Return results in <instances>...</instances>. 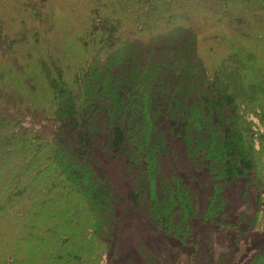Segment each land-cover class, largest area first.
Here are the masks:
<instances>
[{
    "label": "trees",
    "instance_id": "trees-1",
    "mask_svg": "<svg viewBox=\"0 0 264 264\" xmlns=\"http://www.w3.org/2000/svg\"><path fill=\"white\" fill-rule=\"evenodd\" d=\"M263 196L264 0H0V264H104L128 235L162 264L135 211L196 254L264 228Z\"/></svg>",
    "mask_w": 264,
    "mask_h": 264
},
{
    "label": "rangeland",
    "instance_id": "rangeland-1",
    "mask_svg": "<svg viewBox=\"0 0 264 264\" xmlns=\"http://www.w3.org/2000/svg\"><path fill=\"white\" fill-rule=\"evenodd\" d=\"M236 9L229 6L231 18L236 17V12L238 14ZM112 179L117 192L126 197L129 183L122 180L121 173L117 170L112 171ZM208 181V171L200 170L196 173L194 188L197 191L199 210H205L209 205L213 189L211 183L205 185ZM238 186L237 190L234 187L230 189L227 198L234 206L231 214L240 212L239 218L246 221L253 205L249 202L252 209L246 211L245 204L238 203L240 199L238 189H242L240 187L242 184ZM241 204L242 206H239ZM131 226L136 229L148 250L156 255L162 264H247L264 246V228L247 229L246 224H243L242 230L225 224L205 228L201 233V247L196 254H193V247L159 232L136 211ZM147 260L152 259L143 254V249L138 247L135 237L128 235L117 242L115 254H109L104 264H148Z\"/></svg>",
    "mask_w": 264,
    "mask_h": 264
}]
</instances>
